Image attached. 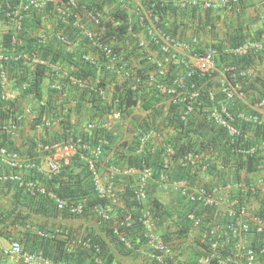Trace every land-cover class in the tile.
Instances as JSON below:
<instances>
[{"label": "built area", "instance_id": "built-area-1", "mask_svg": "<svg viewBox=\"0 0 264 264\" xmlns=\"http://www.w3.org/2000/svg\"><path fill=\"white\" fill-rule=\"evenodd\" d=\"M241 2L242 0H110V5H104L102 9H89L86 5H81L79 0H5L6 18L16 33L23 32L25 17L39 15L50 8V18H53L47 22L50 21L52 25L56 22L60 26L71 24L83 38L94 40L109 69L115 68L120 72L128 70L131 65L129 58L133 55H129L121 46L127 44L135 47L142 54V59L152 66L147 76H153L152 80L162 77L159 82L155 80L154 85L163 100L173 105L184 104L183 120H187L189 115L202 106L206 112V120L223 129L232 143H239V153L252 156L264 150V137L254 130L260 128L264 134V87L262 91L256 88L253 90L250 87L252 82L259 85L256 82L260 77L257 69L234 62V59L264 53V34L258 40H246L234 47L225 46L223 57L216 47L217 38L214 33L217 31L213 27L207 31L202 29L199 17H188L187 23L180 25L182 27L176 32L172 30L171 19L169 20L171 9L195 10L200 14H233L239 11ZM109 14L117 15V18H112L115 22L107 17ZM109 28L124 31L125 40L118 39L116 35L106 36ZM56 34V39L67 49L71 50L76 45V41L67 32L61 34L57 29ZM48 38L46 34H40L39 43H48ZM10 46V52L0 54L1 96L5 101H10L12 94L10 77L4 67V64L10 61L21 62L26 67L36 64L51 67L59 73L58 79L62 80V83L57 81L52 84L51 88L54 90L62 91L64 80L84 87L83 80L72 74H62L58 65L49 64L37 53L21 50L22 40L19 36L12 38ZM81 58L94 63L90 55L83 54ZM51 124V121L43 120L36 122V127L45 129ZM92 127V124L89 125V128ZM18 129L19 126L14 123L4 127L12 137L17 134ZM156 134L155 129L138 131L139 152L144 151L149 140ZM253 142L258 144L252 145ZM106 143L100 141V145L92 151L94 158L101 154V146ZM38 148L40 151L49 152L50 155L37 162L29 156H22L0 146V161L17 171L13 175L0 176V180L18 182L32 197L40 194L53 199L58 211L67 210L71 214H82L83 203L68 202L58 197L38 178L34 180L24 177V172L31 171L42 174L47 179L60 175L77 154V143L68 138L51 144H39ZM83 148L88 150L86 146ZM167 153L164 167L170 170L169 158L174 155V151L168 148ZM205 153L190 152L182 158V161L197 169L199 177L206 176L212 165L210 156ZM88 162L93 171L95 189L106 202L96 206L95 211L100 218L108 220L116 202L115 175L110 173L107 180L103 181L96 171L95 162L92 159ZM111 172L116 173L113 170ZM126 173L138 178L134 197L142 206L137 220L150 248L147 255L152 261L164 263V259L172 250L159 233V220L156 215L145 205L148 200V184L153 178L152 171L129 168ZM158 182L170 185L185 203L213 209L214 218L200 233V241L206 245V249L194 264H261L264 238L260 250L254 248L253 240L255 235L264 234V218L255 210H250L248 205L252 201L255 202V194L264 196V185L258 179L245 178L234 181L229 177L223 182L218 180L204 187L187 180L170 181L168 174L164 173L160 175ZM232 192H240V197L250 194L253 199L244 203L239 200L240 197L235 198L238 196H233ZM188 218L193 221L194 227L199 229L201 219L194 213H189ZM135 222L136 219L128 213L120 225L130 228ZM38 235L49 236L42 231H38ZM121 240L126 242L124 236ZM4 253L19 257L23 264H66L48 259L41 252H30L18 242L12 243Z\"/></svg>", "mask_w": 264, "mask_h": 264}, {"label": "trees", "instance_id": "trees-1", "mask_svg": "<svg viewBox=\"0 0 264 264\" xmlns=\"http://www.w3.org/2000/svg\"><path fill=\"white\" fill-rule=\"evenodd\" d=\"M79 3L81 5H86L89 9H102L104 5H110V0H79ZM6 9L7 5L5 4V0H0V21L3 23L8 22V19L6 18ZM173 11L174 13L177 12V10L174 9ZM236 14L240 16V11H237ZM176 15L189 18L199 17L202 22L201 28L205 31L213 27L212 23L215 19L211 12L200 14L195 10L177 12ZM42 16L43 14H34L31 17H25L22 25L24 29L23 32L15 34L7 33L3 36L5 49L2 50L10 52L12 38L19 36L22 40L21 50L28 53H37L42 59L52 65H65V67L69 68L71 74L77 79L83 81H99V83L96 84L95 88H88L83 91L80 87L73 86L71 83L64 80L63 83H65V86L62 91L50 88L49 91L45 92V84L49 77L52 79L53 76V80H56L57 77V81L62 83V80L58 79V72L53 71L52 68L48 66L40 64H36L33 67H26L21 62H6L5 64L7 65L9 74L12 75V78H15V84L20 90L21 97L29 98V96H31L39 106V108L32 110V112L37 115V122L44 119L48 120L50 117H58L63 114V112H61V107L69 100L77 102L74 111L79 118H83V115L88 113L87 120L85 121L86 123L94 120L96 121L98 113L100 116L98 119H100L103 114H105V111L107 113L117 111L123 115L130 114L131 109L134 107H140L150 116L149 123L142 125L145 129L159 130L153 122L162 119L163 121L161 122L165 125L164 127L173 130V135L170 138L165 139L166 150L162 147L156 151H151L147 146L144 151L139 152V141L135 138V140L132 141V144L128 145L123 155L119 159H112L109 162V165L116 167H123V165H125L138 169H150L152 171L153 178L148 184V200L145 205L156 215L159 220L158 225L161 229L164 228L165 221L170 217L171 221L176 226L175 232H169L168 230L166 234H163L165 243L167 240H177L178 238L189 235L191 228L194 227L193 221L188 218L189 213H194L201 219L200 227L198 229V237L200 238V233L209 226L208 223L214 218L213 209L203 208L197 204L184 203L182 204V212L179 213L180 215L178 214V218H173V213L170 209L164 206L159 199L150 196L154 183H157L160 175L164 173L168 174L170 181L187 180L191 181L192 184H201L204 187H207L218 180L222 182L225 181L232 176H230L231 173L235 174L239 179L242 171L247 175L246 178L250 179L252 175H257L264 171V150L252 156H247L242 152L239 153L237 149L241 145H239V143H232L226 137L227 135L223 129L215 127L206 120V112L202 106H199L195 113L189 115L187 120L182 119V114L185 109L184 104H170L171 106L165 111L164 106H162L163 98L159 92H157L155 85H151L147 82V79L149 78L147 72L152 66L141 59V53L137 51L135 47H124V50H127L129 55L132 54L137 58L139 69L137 71L138 75L136 76V80L133 81L132 77L127 76V79L122 83H114V98L110 101V104L108 103L109 105L107 108L104 109L103 107L106 106L103 105L102 107L96 91H98L100 85L105 86L106 79L111 76H98L99 65L80 58V55L83 52H86L85 48L89 47V44L94 43L86 37L83 38L78 29L71 24H63L59 26V28H57L58 32L61 34L67 32V34L72 36L71 38L76 41V45L81 48L76 47L75 51L70 53L62 46L65 50L64 54L63 50L60 47H56L55 43L52 41L45 44L39 43L40 35L36 34V27L41 24L40 20L42 19ZM107 17L112 22H115L112 18H117V15L109 14ZM255 23L256 28H251L245 25L243 26L241 24L238 26H235L234 24L230 25L229 34L226 33V44L219 41L216 45L218 50L223 54V57H225V46L234 47L246 40L260 39L264 34V16L260 19V23H257V21ZM66 26H68L67 29ZM175 27L177 28L179 25ZM232 30L233 32L230 33ZM123 32L124 31L122 30L118 31L109 28V30L106 31V36L116 35L118 39L124 41L125 37H123ZM56 37L57 34L55 32V39ZM262 56H264V53L256 56H249L248 58H236L234 59V62L253 67L255 59L262 61ZM104 77L105 81L102 80ZM155 80L159 82L162 80V77H156ZM256 82L259 85L252 82L250 87L253 90L256 88V90L262 91L261 89L264 87V76L258 77ZM22 83H24V85ZM69 86L71 87L67 89ZM1 92L2 85L0 83V146L9 151L18 152L22 156H29L30 159H35L38 162V160H43L50 155L47 151H40L38 148L39 144H51L68 138H72L75 143H77L79 152L71 159L69 165L64 167L60 175L52 179H47L42 174L31 171L29 176L34 180L38 178L58 197H61L68 202L83 203L84 210L82 214H71L69 211L64 210L62 211L63 217H69L72 220H81L90 223L91 225L94 224L97 226V230L93 226L94 230L91 232L85 231V233H88L87 236L80 239L84 241L83 244L80 245L79 249H76L73 252L68 246L69 243L76 239V234L74 235V232L76 233L77 230L74 231L69 225L62 226V230L60 229L64 234L62 240L56 238V236L52 237L51 235L48 237L40 236L38 235V231L32 233L29 230L28 224L30 223L28 222L33 215L44 216L47 220L57 219L60 216L56 203L53 199L40 194L34 197L29 196L30 198H28L26 196L27 193L19 183L15 182L14 184L12 181H9L4 182V184L8 186L15 185L17 194L15 195L11 209L0 210V238L11 242L17 241L22 244L24 249L30 252H41L48 259L66 264H123L119 262L118 258L124 260L125 258L129 259L136 256H142L147 260L145 264L196 263L198 257H200L206 249L205 244L199 243L202 248L201 253H192L189 258H185L183 253L175 254V248L172 246L170 247L172 251L166 256L164 263H160L156 260L152 261L148 258L147 253L150 248L147 245V240L142 234V226L137 220L142 206L134 197V189L136 185L135 179L130 178L129 180H126L127 184L124 187L123 192L119 194L122 205L113 208L110 219L104 220L96 213V206L106 202L100 198L95 189L93 171L88 161L89 159H94L92 151L100 145V141L115 142L113 134L106 132L102 128L85 130V132L79 129L72 130L70 127L66 126L69 122L66 123L64 120H60L64 132L62 136L55 133L53 138L39 143L31 139L29 143H23L21 146L22 149L15 148L12 136L4 130V127L12 123L20 127L23 124L25 109L24 106L17 101H5L1 96ZM66 92L68 93L66 94ZM85 93L87 94L88 101L94 105L98 113H90L89 110H86ZM59 107L60 109H58ZM112 108H114V110H111ZM194 116H196L195 120L197 121L191 122V119ZM254 130L258 131V134L264 137L260 128ZM257 144L258 142L252 143V145ZM84 146H86L88 150L83 148ZM101 147L103 151L102 153L107 155L110 148L104 145ZM168 148H171L174 151V155L169 158L171 163L170 170H167L164 167ZM190 152H206L214 155L213 164L209 167L206 173L207 179H200V177H198L199 172L197 169L184 162V160L182 161V158ZM0 164L5 166L4 168L0 166L1 174L3 169H5V171L7 170V166L1 161ZM217 167L223 168L221 169L222 171L216 172ZM11 170L13 173H17V171L13 169ZM1 183L2 181L0 180V185ZM18 186L21 189H18ZM238 193L240 192H232V195L238 196L235 198H239L240 195ZM246 196L250 201L253 199L250 194H247ZM26 199L32 201V204L28 208L23 209V201ZM254 199L260 205L256 211L257 214L264 218V196L257 193L255 194ZM128 213L132 214L134 219H136V222L133 223L130 228H125L120 225V222ZM14 229L17 230L15 236L12 234ZM42 230L54 233V229H50L49 226L46 227L45 225H41V231ZM122 236L125 237L126 242L121 240ZM263 238L264 234L254 236L253 246L256 250H260L263 247ZM178 250L179 248H176V253ZM261 264H264V255L261 257Z\"/></svg>", "mask_w": 264, "mask_h": 264}, {"label": "crops", "instance_id": "crops-1", "mask_svg": "<svg viewBox=\"0 0 264 264\" xmlns=\"http://www.w3.org/2000/svg\"><path fill=\"white\" fill-rule=\"evenodd\" d=\"M239 11H240V16H238V14L236 13H233V14H228V13L225 14L221 12L212 13L214 15L213 17L215 18L212 24H213V29L217 31V33H214V35L217 38V43L219 41L223 42L224 44L227 42L225 40L226 33L229 34V27L231 24H234L235 26H238L241 24L243 26L245 25L251 28H256L255 22L257 21V23H260V19H262L264 16V0H242ZM177 12H181V11H177ZM173 13L174 12L169 14V20L171 19L172 30L174 31V25H173L174 21L180 22L184 19V16L179 17L176 15V13L175 14ZM217 18H219V21H215ZM0 24H1L0 25V54H1L3 50L5 49L4 42H3V36L7 33L15 34L16 31L14 30L13 26L9 22L3 23L0 21ZM57 28H59L58 23L55 22L52 25L49 21L45 24H40L38 27H36V34H39V35L46 34L47 37H49L48 43H50L51 41L54 42L55 46L60 47L63 50V53L65 54V50L63 49V47L65 46L62 45L57 39H55V32L57 31ZM218 30L221 31L222 33L221 35H219ZM232 32L233 30L230 33ZM76 47L81 48L80 46H77V45ZM121 47L123 48V50H124V47L132 48L127 44H123ZM75 48L74 50H71V51H68L67 49L66 50L72 53L75 51ZM85 49H86V52H88V54L92 56L97 61V64L99 65L98 76H104V75L111 76L106 79L105 86L100 85V88L98 89V91H96L98 93V95L97 94L96 95L98 96L102 107L103 105H105L106 107H103V108L106 109L107 106L110 104V101L114 98L113 97L114 92H115L114 83H122L123 81H125V79H127V76L132 77L133 81L136 80V76L138 75L137 71L139 69L137 58L134 55L131 56V58H129L131 65H129L128 70H126L125 72H122V71L120 72L115 68H112V69L108 68L107 63L104 61V59L100 55V52L98 51L97 47L94 44H89V47ZM142 57L143 56L141 54V59ZM262 57H263L262 61H260L259 59H255L254 64H253V66L257 69L259 76H264V56ZM103 63L107 66L108 69L104 66ZM57 65L60 67V72L62 74L64 75L71 74L70 69L65 67V65L64 66L62 64L61 65L57 64ZM5 70L7 71L8 76L10 77V84H11L10 90L12 93L10 100L17 101L19 104H22L25 109L23 124L19 127L17 134L12 137L14 147L20 149L23 143H29L31 139H33L37 143L44 141V140L45 141L49 140L55 136V133H58L60 136H62L64 132H63V128L61 127L60 120H64V122L66 123L69 122L66 126L70 127L72 130L79 129L85 132V130L87 131V130H95L96 128H102L106 132L113 134L115 138V142L111 143L110 141H107V143L104 144V146H107L110 148L108 150V154L104 155L102 153L103 151H101V154L97 158H94L92 160L95 162L96 171L99 174L100 178L103 179V181L107 180L108 176H110V173L115 175L116 202L113 204V208L115 206H121L122 201H121L119 194L123 192L124 187L127 184L126 180L133 178L136 180V185H137L138 178L135 176L127 175L126 173L129 168H133V167H128L125 165H123V167L110 166L109 162L114 158L119 159L123 155V153L126 151L128 145H131L132 141H134L135 138H137L138 140L139 130L141 129L145 131L151 130V129H145L144 126H142L146 123H149L148 121H149L150 116L148 115V113L146 111H143L140 107H134L131 109L130 114H123V115L118 113L117 111H111V113H107L105 111L104 112L105 114H103V116L100 119H98L100 117L99 113L96 111V108L94 107V105L88 101L87 94L85 93V100H86L85 108L86 110H89L90 113H93V112L98 113V116L96 117L97 119L96 121L94 120V121L86 123L85 121L87 120L88 113H86V115H83V118H79V116H77L74 111L77 102L69 100L67 103H65L61 107V112H63V114H61L58 117H50V119L48 120L51 121L52 124L48 128L40 129L36 127V122L38 121L36 120L37 115L32 112L33 109H37L39 108V106L37 105V103L31 96H29V98L21 97L20 90L18 89V86L15 84V78H12L11 77L12 75L9 74L6 64H5ZM152 77L153 76H149V78L147 79V82L150 83L151 85H153L155 81V80H152ZM53 79H54L53 76H52V79L50 77L47 79L46 84H45V92L49 91L52 84L57 82V77H56V80H53ZM102 80L105 81V77L102 78ZM97 83H99V81L94 82V81L86 80L84 81L85 85L83 88H81V90L85 91L84 89L95 88ZM22 84L24 85V83ZM71 85L76 86L74 84H71ZM70 87L71 86L67 87V89ZM67 93L68 92H66V94ZM162 102H163L162 106H164L165 111H167L168 107L171 106L170 103L165 102L164 100H162ZM58 109H60V107ZM111 110H114V108H112ZM195 117L196 116H194L191 119V122L197 121L195 120ZM42 121H39V122H42ZM161 121L163 120L160 119V120H155L153 122V124L157 128H159V130L158 129L156 130L157 131L156 136L153 137L151 140H149L147 144V146L150 148L151 151H156L162 147H164V149L166 150L167 147L165 145V139L170 138L173 135V130L171 128L164 127L165 125L162 124ZM91 124L93 127L89 128V125ZM207 154L208 155H206L205 153L206 156L208 157L210 156V159L213 164L214 155L209 154V153ZM0 166L2 168L5 167L2 164H0ZM221 169L223 168L217 167L216 170H221ZM111 170L115 171L116 173L111 172ZM13 174L15 173H13V171L7 167L6 171L5 169H3L0 176L13 175ZM29 174L30 172H24V177L30 178ZM230 176H231V179H233L234 181L242 180L247 177L245 173H240L239 179L237 178L235 174L231 173ZM200 179H207V177L203 176V177H200ZM250 179L251 180L258 179L264 185V171L257 175H252ZM4 182H9V181H2L0 185V210H9L13 206V203H14L13 201L15 199V195L17 194V192H16L15 185L8 186L4 184ZM12 183L15 184V181H12ZM152 188L153 189L151 190L152 193L150 196H153L159 199L162 202V204H164V206L170 209V211L173 213L172 217L178 218V214L182 212V204H184L185 202L178 196L177 192L170 185H162L159 182L154 183V186H152ZM18 189H21V188L18 186ZM25 192L27 193L26 196L28 198L32 197L30 194H28L26 190ZM239 200H241L244 203L245 202L247 203L250 201L248 197H245V195L243 197L241 196ZM23 202H24L23 209L28 208L32 204V201L28 199L24 200ZM248 205H249L250 210H255V211H257L260 206L259 203H255L253 201L250 202ZM19 209H22V208H19ZM59 213H60L59 214L60 216L57 219H48V220L44 216L33 215L29 219V222H28L30 223L28 224L29 230L32 233H35L37 231H41V225H45L46 227L49 226L50 229H54V233L53 232L50 233L49 231H44V230H42V232L47 233L49 234V236L51 235L52 237L56 236V238H59L62 240L64 238V234L60 231V229L62 230V226L69 225V227H72L74 231L77 230L76 233L74 232V235L76 234V239H75L76 241L74 240L73 242L69 243V246H68L72 252L76 249H79L80 245L83 244L84 241L80 239L85 238L87 236L88 233H85V231L91 232L92 230H94V228L97 230V226L94 224L91 225L90 223H86L84 221L77 220V219L72 220L69 217L65 218L63 217L62 211H59ZM164 224L165 225L163 229H161L160 226L158 227L159 233L162 238H163V234L164 233L166 234L168 230L169 232L170 231L175 232L176 230V226L171 221V217L168 220H166ZM198 232H199L198 228L193 227L191 228V231L189 232L188 236L178 238L177 240H174V239L167 240L166 243L170 247L172 246L175 248V251H174L175 254L183 253V256L185 258H189L190 255H192V253L199 254L202 251V248L199 245L201 241H200V238L198 237V234H199ZM12 234L13 236H15L17 234V230L14 229ZM11 243H12L11 241H7L3 238H0V264H23L22 260L19 257L9 256V255L4 254V251L10 246ZM176 246H179V247H176ZM176 248H179L177 253H176ZM133 256H136V255H133ZM118 260L120 263H123V264H145V262H147V260H145L142 256H136V257H132L129 259L125 258L124 260H121V258H118Z\"/></svg>", "mask_w": 264, "mask_h": 264}, {"label": "clouds", "instance_id": "clouds-1", "mask_svg": "<svg viewBox=\"0 0 264 264\" xmlns=\"http://www.w3.org/2000/svg\"><path fill=\"white\" fill-rule=\"evenodd\" d=\"M172 10V12H174L173 11V9H171ZM175 10V9H174ZM178 11V10H177ZM172 12H170V13H172ZM50 8H47L46 9V11L45 12H43V13H41V15L43 14V16H42V19L40 20L41 21V24H45V23H47V21L48 20H50L51 19V21H52V18H50L51 16H50ZM173 14H175V13H173ZM187 19H188V17H186V16H184V19L182 20V21H180V22H177V21H174V31L176 32L177 30H179L180 29V27H182V26H180V25H185L186 23H187ZM59 24H61L60 22H59ZM62 25V24H61ZM179 25V27H175V26H178ZM60 26V25H59ZM98 35V34H97ZM98 37H99V35H98ZM100 38V37H99ZM92 42L94 43V45L96 46V42L94 41V40H92ZM76 47V45L74 46V47H72L71 48V50H74V48ZM66 48V47H65ZM67 49V48H66ZM68 51H71L70 49H67ZM7 51V50H6ZM3 52H5V51H3ZM2 52V53H3ZM83 54H87V55H89L88 54V52H83L81 55H80V58L83 56ZM93 58V57H92ZM82 59V58H81ZM143 60V59H142ZM86 61V60H85ZM93 61H94V63L93 64H97V61L93 58ZM145 61V60H144ZM49 63V62H48ZM50 64V63H49ZM104 64V63H103ZM104 66L107 68V66L104 64ZM51 68V67H50ZM108 69V68H107ZM151 71L149 70L147 73H150ZM81 88V87H80ZM255 201V203H258L256 200H254ZM147 202V201H146ZM14 242H17V241H12V243H14ZM12 243L10 244V246L12 245ZM19 243V242H18ZM21 244V243H20ZM22 245V244H21ZM9 246V247H10ZM5 254V253H4ZM148 254V253H147ZM148 256V255H147ZM201 256V255H200ZM149 258V257H148ZM150 259V258H149ZM151 260V259H150Z\"/></svg>", "mask_w": 264, "mask_h": 264}, {"label": "rangeland", "instance_id": "rangeland-1", "mask_svg": "<svg viewBox=\"0 0 264 264\" xmlns=\"http://www.w3.org/2000/svg\"><path fill=\"white\" fill-rule=\"evenodd\" d=\"M216 21H219V18H217ZM218 33H219V35L222 34L220 30H218ZM221 37H222V36H221Z\"/></svg>", "mask_w": 264, "mask_h": 264}]
</instances>
